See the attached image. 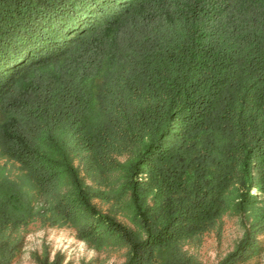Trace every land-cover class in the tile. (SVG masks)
<instances>
[{
  "label": "trees",
  "instance_id": "1",
  "mask_svg": "<svg viewBox=\"0 0 264 264\" xmlns=\"http://www.w3.org/2000/svg\"><path fill=\"white\" fill-rule=\"evenodd\" d=\"M0 158L22 170L0 177V264L36 219L123 264H200L178 243L229 209L254 222L216 264H241L264 225V0H0ZM81 168L120 181L133 227Z\"/></svg>",
  "mask_w": 264,
  "mask_h": 264
},
{
  "label": "rangeland",
  "instance_id": "2",
  "mask_svg": "<svg viewBox=\"0 0 264 264\" xmlns=\"http://www.w3.org/2000/svg\"><path fill=\"white\" fill-rule=\"evenodd\" d=\"M130 155V151H125L122 155H117V158L121 161ZM80 172L87 183L109 193V198H94L93 203L102 212L133 227L128 210L112 192L113 189H118L120 181L113 182L99 172L87 175L82 168ZM21 174L22 170L17 164L0 158V177L19 179ZM250 193L257 194L258 199H264V193L257 187L252 186ZM253 218L249 213L229 209L202 232L179 242L177 247L192 255L200 264H216L243 237L246 227L254 222ZM255 227H250V230L252 236L258 240L259 247L241 264H264V225ZM17 234L21 245L11 264H37L36 259L45 257L49 261L57 260L60 264H123L127 255L123 246L96 247L79 238L76 229L66 223L52 225L48 221L36 219L20 227ZM173 251L172 247H167L160 256L166 260Z\"/></svg>",
  "mask_w": 264,
  "mask_h": 264
}]
</instances>
